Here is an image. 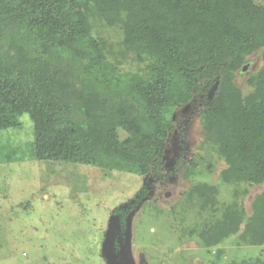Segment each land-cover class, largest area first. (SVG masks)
Segmentation results:
<instances>
[{
    "label": "trees",
    "instance_id": "trees-1",
    "mask_svg": "<svg viewBox=\"0 0 264 264\" xmlns=\"http://www.w3.org/2000/svg\"><path fill=\"white\" fill-rule=\"evenodd\" d=\"M96 24L118 30L116 50L94 35ZM256 53L262 65L244 78L250 91L243 94L236 75ZM127 58L144 68L122 72ZM194 98L203 103L202 144L225 163L220 181L262 184L264 7L254 0H0V131L28 114L37 161L163 181L165 116ZM182 163L178 158L170 173ZM185 167L183 176L195 174V164ZM147 196L143 184L111 210L121 241L128 216ZM216 196L206 184L189 193L203 209L215 207ZM233 235L244 246H264V192L250 216L236 203L225 206L199 239L216 247Z\"/></svg>",
    "mask_w": 264,
    "mask_h": 264
},
{
    "label": "rangeland",
    "instance_id": "rangeland-1",
    "mask_svg": "<svg viewBox=\"0 0 264 264\" xmlns=\"http://www.w3.org/2000/svg\"><path fill=\"white\" fill-rule=\"evenodd\" d=\"M254 3L264 7V0ZM94 35L115 50L121 39L118 30L97 24ZM132 61H123L121 71L144 68ZM261 65L259 53L253 54L245 70L236 75L235 84L243 94L250 91L244 78ZM190 103L189 110L183 111V106L165 116L170 133L163 165L168 176L163 181L80 164L37 161L28 114L19 116L18 127L1 130L0 264H109L103 248L110 241L117 243L115 260L123 264H230L263 259L264 246H244L237 235L216 247H205L199 239L201 230L220 219L227 205L236 203L250 216L251 203L264 192V182L220 181L225 163L212 146L202 144L198 113L203 103L198 98ZM118 135L121 140L126 137L121 130ZM178 158L184 163L170 173ZM189 162L195 164V174L186 178L183 166ZM143 184L148 196L128 216L123 242L111 210L131 199ZM202 184L216 187L215 207L203 209L200 200L189 198L191 189ZM112 229L113 238L107 235ZM243 229L244 225L239 233ZM218 250L222 251L219 258Z\"/></svg>",
    "mask_w": 264,
    "mask_h": 264
},
{
    "label": "water",
    "instance_id": "water-1",
    "mask_svg": "<svg viewBox=\"0 0 264 264\" xmlns=\"http://www.w3.org/2000/svg\"><path fill=\"white\" fill-rule=\"evenodd\" d=\"M245 68H246V65L242 68V71H244ZM191 106H192L191 103L185 105V106L183 107V111H187V110H189ZM116 219H118V218L116 217ZM117 228H118V225L116 226V229H117ZM113 232H114V231H113V229H112L111 231L108 232L107 235H108V236H112V238H113ZM108 243H109L110 245H108L107 247L104 246V248H103V253H104V256H105V258L107 259L108 263H109V264H123V263H121V262H117V261L115 260L116 253L113 252V251H114V242L110 241V242H108Z\"/></svg>",
    "mask_w": 264,
    "mask_h": 264
}]
</instances>
